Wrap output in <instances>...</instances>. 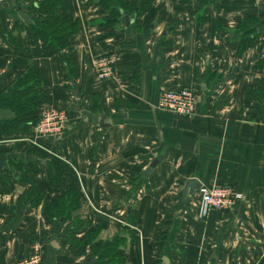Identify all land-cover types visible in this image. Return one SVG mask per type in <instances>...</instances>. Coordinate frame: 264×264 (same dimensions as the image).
<instances>
[{"label": "crops", "instance_id": "0c3cea01", "mask_svg": "<svg viewBox=\"0 0 264 264\" xmlns=\"http://www.w3.org/2000/svg\"><path fill=\"white\" fill-rule=\"evenodd\" d=\"M105 6L62 0L59 14L79 30L55 53L26 36L36 0L0 3V92L33 66L43 95L22 119L48 109L68 117L58 137L39 136L35 125L0 131V264L34 254L40 264H85L119 233L126 264H264V32L241 51L234 44L241 19L264 25V0H149L113 27ZM101 53L117 57L111 80L99 81L92 67ZM180 88L196 96L193 116L156 109L162 91ZM13 117L0 108V120ZM39 155L68 164L60 185ZM21 163H40L31 183L48 202L66 186L78 191L71 219L61 224L31 205ZM191 178L242 199L199 217L198 190H184ZM77 220L84 226L71 235ZM88 230H99L95 242L73 247L69 236L80 241Z\"/></svg>", "mask_w": 264, "mask_h": 264}, {"label": "trees", "instance_id": "16d2710c", "mask_svg": "<svg viewBox=\"0 0 264 264\" xmlns=\"http://www.w3.org/2000/svg\"><path fill=\"white\" fill-rule=\"evenodd\" d=\"M148 1L149 0L142 1L138 6V0H106L105 8H109V12L104 19V23L108 24V26H115L116 22L121 18V12L127 16L137 17L136 14L140 13V11L147 6ZM36 2L39 17L26 28V36L40 39L45 49L55 53L68 49L72 37L79 30L78 22L73 21L68 16L63 17L59 14L58 9L62 0H36ZM201 2L206 4L207 0H201ZM205 16L206 11L202 9L198 13V16H196V24L200 25ZM261 25L262 24L253 17H245L239 21L237 29L235 30L237 37L234 39H237L234 44L237 45L239 51L246 48L263 34L260 30ZM261 64H264V59L261 61ZM40 78L39 70L33 66H29L26 71L17 78L12 86L0 92V108L9 109L14 112V117L12 119L0 120V131H29L32 126L35 125V119L25 120L22 119V115L32 110L36 102L39 101L43 95L39 90ZM39 159L40 162L43 159L46 160L44 166L48 170L51 183L60 185L63 174L68 170V164L53 156L45 158L39 155ZM39 164L40 163H38V165ZM21 165L19 178L28 184L29 188L26 190L25 194L32 197L30 198L31 205L37 206L38 204H42L46 216L61 224L71 219L73 212L80 207L81 195L78 191L66 186L65 190L59 195L56 201L48 202L31 183L32 175L38 171V165L33 163H21ZM77 221V223L74 222L73 230H70L71 235L76 232L75 228L80 229L84 226L79 220ZM98 234L99 230H88L85 232L82 240L77 241L73 239L72 236H69V242L76 249H81L86 245L93 244ZM125 241L126 238H124L122 233L115 235L104 243L96 256L92 257L94 261L91 264H126L127 255L122 250Z\"/></svg>", "mask_w": 264, "mask_h": 264}, {"label": "built area", "instance_id": "2783aa9c", "mask_svg": "<svg viewBox=\"0 0 264 264\" xmlns=\"http://www.w3.org/2000/svg\"><path fill=\"white\" fill-rule=\"evenodd\" d=\"M5 0H0V3ZM117 57L114 53H101L92 61V67L98 80H111L115 73ZM197 105L195 94L188 88L165 90L157 98L156 109L177 116L190 117L194 114ZM68 117L64 111L48 109L39 117L34 126V131L41 137H58L67 129ZM198 214L206 217L211 211H227L242 195L230 187L201 186L199 189ZM39 255H30L12 264H40Z\"/></svg>", "mask_w": 264, "mask_h": 264}, {"label": "water", "instance_id": "95a60500", "mask_svg": "<svg viewBox=\"0 0 264 264\" xmlns=\"http://www.w3.org/2000/svg\"><path fill=\"white\" fill-rule=\"evenodd\" d=\"M19 17L27 23H32L30 17L28 15H25L24 13H19ZM128 21H129V23L132 22L131 20H128ZM260 30H261V32H264V25H261ZM45 164H46V160H43L41 165H45ZM200 187H201V183L197 179L191 178V179L187 180L184 190H185L186 194L193 195L194 192L196 190H199ZM93 261H94V259H89L88 261L85 262V264H91V263H93ZM162 261H163V263H166V264L168 262V260L165 257L162 258Z\"/></svg>", "mask_w": 264, "mask_h": 264}, {"label": "rangeland", "instance_id": "374dc122", "mask_svg": "<svg viewBox=\"0 0 264 264\" xmlns=\"http://www.w3.org/2000/svg\"><path fill=\"white\" fill-rule=\"evenodd\" d=\"M81 228H83V226Z\"/></svg>", "mask_w": 264, "mask_h": 264}]
</instances>
